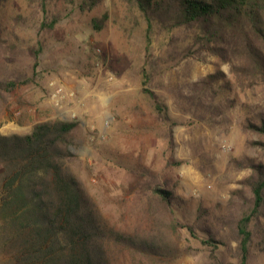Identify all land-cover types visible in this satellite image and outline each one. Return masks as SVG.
<instances>
[{
    "label": "rangeland",
    "instance_id": "374dc122",
    "mask_svg": "<svg viewBox=\"0 0 264 264\" xmlns=\"http://www.w3.org/2000/svg\"><path fill=\"white\" fill-rule=\"evenodd\" d=\"M90 3L0 0V134L77 124L67 168L96 218L160 246L154 258L116 251L118 264H239L247 160L264 163V137L248 129L264 117V78L240 32L220 44L152 15L148 44V21L127 0ZM249 229L247 264H264V211ZM8 257L0 246V264Z\"/></svg>",
    "mask_w": 264,
    "mask_h": 264
},
{
    "label": "trees",
    "instance_id": "16d2710c",
    "mask_svg": "<svg viewBox=\"0 0 264 264\" xmlns=\"http://www.w3.org/2000/svg\"><path fill=\"white\" fill-rule=\"evenodd\" d=\"M99 1L91 0L90 7ZM127 1L148 21V44L152 15L168 19L177 28H195L204 38L220 44L228 34L239 31L245 57L264 78L263 49L245 30L248 27L264 46V0ZM147 84L144 69V92L154 98ZM15 86L9 83L7 88ZM156 107L162 111L159 104ZM76 126L68 121L44 122L27 135L0 134V246L9 252L5 264H118L113 254L124 250L148 258L160 255L157 242L108 230L96 218L88 197L67 168L73 157L70 134ZM248 129L264 137V117H260V124L249 121ZM256 145L264 149V141ZM247 162L254 171L244 182L252 192L253 207L238 223L239 264L248 261L252 218L264 211V163ZM157 191L167 204L171 203L169 192ZM182 228L192 232L189 226ZM215 243L212 239L204 241L218 249Z\"/></svg>",
    "mask_w": 264,
    "mask_h": 264
},
{
    "label": "crops",
    "instance_id": "0c3cea01",
    "mask_svg": "<svg viewBox=\"0 0 264 264\" xmlns=\"http://www.w3.org/2000/svg\"><path fill=\"white\" fill-rule=\"evenodd\" d=\"M50 118L45 119L46 121L49 120ZM32 125H28V126H18V130L19 132H17L16 134L19 135H27L30 134L32 132Z\"/></svg>",
    "mask_w": 264,
    "mask_h": 264
}]
</instances>
